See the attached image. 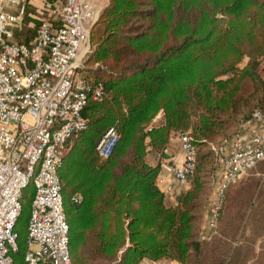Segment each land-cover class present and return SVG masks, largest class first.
<instances>
[{
  "label": "trees",
  "instance_id": "trees-1",
  "mask_svg": "<svg viewBox=\"0 0 264 264\" xmlns=\"http://www.w3.org/2000/svg\"><path fill=\"white\" fill-rule=\"evenodd\" d=\"M89 40L83 75L102 85L104 98L87 100V126L57 169L71 264H229L206 243L234 181L207 239L201 217L213 148L224 157L239 124L254 111L264 115V0H107ZM108 129L120 137L102 158L95 147ZM184 132L192 136L195 166L167 205L160 160L151 165L146 156L164 159L170 137ZM33 195L29 182L13 226L12 264H27Z\"/></svg>",
  "mask_w": 264,
  "mask_h": 264
},
{
  "label": "built area",
  "instance_id": "built-area-1",
  "mask_svg": "<svg viewBox=\"0 0 264 264\" xmlns=\"http://www.w3.org/2000/svg\"><path fill=\"white\" fill-rule=\"evenodd\" d=\"M106 3L0 0V264H12L13 226L21 191L29 182L34 195L24 260L71 264L57 169L73 137L87 126L82 115L87 100L104 98L102 85H93L83 74L91 51L90 29ZM31 8L35 16L29 14ZM27 16L36 20L32 38L13 41L14 31ZM119 137L108 129L96 144L98 155L108 157ZM177 137L181 159L169 171L176 188L183 190L194 170L196 150L189 132ZM263 159L264 115L254 111L250 121L239 124L222 158L223 179L208 201L201 239H207L216 226L228 184ZM140 264L164 263L143 259Z\"/></svg>",
  "mask_w": 264,
  "mask_h": 264
},
{
  "label": "rangeland",
  "instance_id": "rangeland-1",
  "mask_svg": "<svg viewBox=\"0 0 264 264\" xmlns=\"http://www.w3.org/2000/svg\"><path fill=\"white\" fill-rule=\"evenodd\" d=\"M105 1L100 0V3ZM34 9H29L32 16H35ZM32 16H27L21 28L14 31L13 41L22 42L32 38L36 24ZM213 150L214 162L209 175L205 209L207 200L223 179L222 153L219 149ZM204 222L202 216L201 230ZM206 245L208 253L227 259L229 264H264V159L234 181L228 191L216 234Z\"/></svg>",
  "mask_w": 264,
  "mask_h": 264
},
{
  "label": "crops",
  "instance_id": "crops-1",
  "mask_svg": "<svg viewBox=\"0 0 264 264\" xmlns=\"http://www.w3.org/2000/svg\"><path fill=\"white\" fill-rule=\"evenodd\" d=\"M161 120H162L161 114L159 113L155 118V122H160ZM164 152H165V157L162 160L158 156L153 155L150 152L147 153L146 159L149 157V160L147 159V162L151 165L156 164V162L158 160H160L161 170L159 173V184H160V188L164 194V201L167 205H174L176 202L177 196L182 192V190L176 188L175 183H174L173 178H172V175L169 171L170 168L174 164L179 162V160L181 159L180 142L178 140L177 135H173L170 137L169 143H168ZM222 172L224 175V169H222ZM167 186H171L174 189H172V191H170V192L166 191L165 188ZM185 189H186V187H185ZM210 198L207 200L206 204L208 203ZM205 208L206 207H204V209ZM205 214H206V209H205V211H203V214H202L203 219L205 218ZM159 262H162L164 264H179L178 262L172 261V260H160Z\"/></svg>",
  "mask_w": 264,
  "mask_h": 264
},
{
  "label": "water",
  "instance_id": "water-1",
  "mask_svg": "<svg viewBox=\"0 0 264 264\" xmlns=\"http://www.w3.org/2000/svg\"><path fill=\"white\" fill-rule=\"evenodd\" d=\"M95 23V22H94Z\"/></svg>",
  "mask_w": 264,
  "mask_h": 264
}]
</instances>
